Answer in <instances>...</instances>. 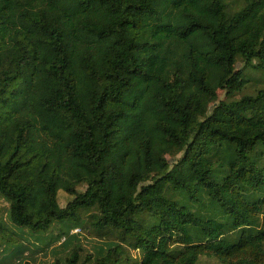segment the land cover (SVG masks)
<instances>
[{
  "label": "trees",
  "instance_id": "trees-1",
  "mask_svg": "<svg viewBox=\"0 0 264 264\" xmlns=\"http://www.w3.org/2000/svg\"><path fill=\"white\" fill-rule=\"evenodd\" d=\"M247 66L264 72V0H0L8 221L37 242L65 225L53 264H264V87L233 99ZM86 223L119 241L83 254Z\"/></svg>",
  "mask_w": 264,
  "mask_h": 264
},
{
  "label": "rangeland",
  "instance_id": "rangeland-1",
  "mask_svg": "<svg viewBox=\"0 0 264 264\" xmlns=\"http://www.w3.org/2000/svg\"><path fill=\"white\" fill-rule=\"evenodd\" d=\"M229 8L234 10L242 4V0H227ZM240 64V63H239ZM241 65H239V68ZM243 73L247 82L244 89L235 94L233 99H238L242 95H254L256 91L264 87V72L252 69L247 66ZM218 100L226 99L222 90L217 91ZM83 186L78 187V191L82 192ZM58 202L60 206H64L72 197L65 194L63 191L58 192ZM7 203L0 199V221L3 224V229L0 230V264H53L57 258L66 256V249H63L61 242L63 240V232L66 231L65 225L55 224L43 237H40L39 242L35 240L37 234L30 233L29 230L20 226L11 225L7 219ZM86 221V215L83 217ZM76 228V227H75ZM75 228L70 229L69 235L71 242L78 244L86 252L91 254L98 248L104 246L106 240L119 241L118 233L113 230L105 232V237L98 236L88 223L84 224L81 230ZM77 234V235H75ZM61 236V237H60ZM60 237V238H58ZM106 239V240H105ZM127 253L132 258L139 259V252L127 247ZM200 264H222L217 259L201 257Z\"/></svg>",
  "mask_w": 264,
  "mask_h": 264
},
{
  "label": "built area",
  "instance_id": "built-area-1",
  "mask_svg": "<svg viewBox=\"0 0 264 264\" xmlns=\"http://www.w3.org/2000/svg\"><path fill=\"white\" fill-rule=\"evenodd\" d=\"M76 230L78 231L79 229H78V228H76Z\"/></svg>",
  "mask_w": 264,
  "mask_h": 264
}]
</instances>
